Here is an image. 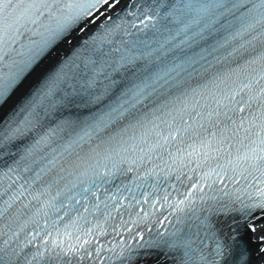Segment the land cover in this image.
Returning a JSON list of instances; mask_svg holds the SVG:
<instances>
[{"label":"snow or ice","instance_id":"1","mask_svg":"<svg viewBox=\"0 0 264 264\" xmlns=\"http://www.w3.org/2000/svg\"><path fill=\"white\" fill-rule=\"evenodd\" d=\"M248 233L264 256V0H0V264H252Z\"/></svg>","mask_w":264,"mask_h":264},{"label":"bare ground","instance_id":"2","mask_svg":"<svg viewBox=\"0 0 264 264\" xmlns=\"http://www.w3.org/2000/svg\"><path fill=\"white\" fill-rule=\"evenodd\" d=\"M62 54V53H61ZM246 239L249 241L250 248L252 249L253 253V261L256 264H264V256H262L256 249L258 241L256 239V235L248 233L245 235Z\"/></svg>","mask_w":264,"mask_h":264}]
</instances>
